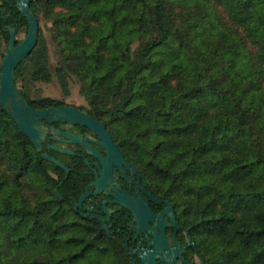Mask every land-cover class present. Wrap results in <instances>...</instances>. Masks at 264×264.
Listing matches in <instances>:
<instances>
[{
  "label": "trees",
  "instance_id": "trees-1",
  "mask_svg": "<svg viewBox=\"0 0 264 264\" xmlns=\"http://www.w3.org/2000/svg\"><path fill=\"white\" fill-rule=\"evenodd\" d=\"M0 7L26 35L16 0ZM31 8L47 31L40 26L15 72L30 104L67 105L37 94L38 83L55 80L65 95L76 84L85 101L77 108L175 206L206 264H264V0H31ZM6 25L0 12L1 60ZM77 175L65 178L0 106V264H134L120 233L75 209Z\"/></svg>",
  "mask_w": 264,
  "mask_h": 264
},
{
  "label": "flooded vegetation",
  "instance_id": "flooded-vegetation-1",
  "mask_svg": "<svg viewBox=\"0 0 264 264\" xmlns=\"http://www.w3.org/2000/svg\"><path fill=\"white\" fill-rule=\"evenodd\" d=\"M45 124L83 137V143H71L66 138L50 132L43 144V151L65 155V164L70 168V172L77 169L78 183L82 191L74 199L75 209L80 212L84 221H100L101 225V221H105L109 228L107 231L120 233L126 241V249L128 247L134 252L131 258L135 263L136 259L143 264L140 253L155 251L168 254L167 259L171 264H206L192 228L180 219L172 203L154 192L145 174L125 157L111 133L125 160L130 163V167L109 161L111 165L109 179L105 185L94 187L92 183L102 177L104 163L99 157L87 151L84 142L107 158L106 150L98 143L101 141L100 137L87 126L80 124L58 121L51 124L45 122ZM85 138L88 139L85 140ZM49 145L73 151L74 154L59 152L49 148ZM67 177L65 172V178ZM85 194L81 205L78 206L80 198ZM126 198L132 200L133 207L140 210V218L136 217L132 209L123 204ZM169 206L173 209L174 219L166 210ZM145 208L150 209L155 216L149 217ZM138 221H146L139 231L137 230ZM153 229L156 235L152 233ZM156 238L158 242L163 241L168 246L158 249L150 245ZM129 250H127L128 254ZM169 262L157 259V264H169Z\"/></svg>",
  "mask_w": 264,
  "mask_h": 264
},
{
  "label": "water",
  "instance_id": "water-1",
  "mask_svg": "<svg viewBox=\"0 0 264 264\" xmlns=\"http://www.w3.org/2000/svg\"><path fill=\"white\" fill-rule=\"evenodd\" d=\"M16 4L20 12L28 20V31L25 37L17 42V29L16 27L8 24L9 14H5V9L0 7V12L3 13V20L6 25V30L9 33V39L5 47V55L2 58L0 66V106L5 110L15 121L19 130L22 131L34 144L36 151L40 152L42 157L50 162L59 166L66 172V177L70 172V168L61 160L49 154L47 151H43V144L47 135L51 132L53 135H59L67 139L71 143H83V137L80 135L72 134L69 132L62 131L58 128L49 127L45 122L51 124L53 122H65L72 124H80L87 126L92 131H94L101 139L98 143L106 150L108 157L104 158L100 153H98L94 148H92L88 143L84 142V145L91 154L99 157L104 163V169L102 171V177L96 182L92 183L94 187H100L109 179L111 175V165L109 161L116 163L118 165L126 164L130 167V163L125 160L124 156L120 152L118 146L114 142L110 132L106 127L97 119L91 117L86 112L80 110L74 106H56L52 105L48 108L38 109L35 108L27 100L24 94L20 91L19 87L15 81V72L20 64L25 58H27L39 40V20L31 8V0H16ZM88 138H85L87 140ZM49 148L55 149L59 152L74 154L73 151L63 149L54 145H49ZM136 171V169H133ZM80 198L78 206L81 205L84 197ZM132 200L126 198L123 204L132 209L136 217H141L140 210L133 207ZM146 209V208H145ZM147 210V209H146ZM169 215L174 219L173 209L171 206L166 209ZM149 217H154L150 209L147 210ZM103 228L109 230L105 221H101ZM146 221H138L137 230L139 231L143 228ZM146 226V225H145ZM155 234V229L152 230ZM150 245L156 246V248L161 249L162 247H167L168 244L154 240ZM127 250L129 248L127 247ZM129 255L133 258L134 252L129 250ZM140 258L143 264H157V259L160 258L162 261H168V254L163 252L149 251L147 253H140ZM135 264V262H133ZM171 264V262H169Z\"/></svg>",
  "mask_w": 264,
  "mask_h": 264
},
{
  "label": "rangeland",
  "instance_id": "rangeland-1",
  "mask_svg": "<svg viewBox=\"0 0 264 264\" xmlns=\"http://www.w3.org/2000/svg\"><path fill=\"white\" fill-rule=\"evenodd\" d=\"M40 26L43 28L44 31H47V27L45 21H39ZM25 37V34H19L17 36L18 40H22ZM53 49L51 48V62L55 64V57L53 55ZM1 59H0V66H1ZM36 93H40L43 97H51L57 100H63L67 105L79 107L85 104V101L79 94V88L76 84H73L70 87V94L65 95L58 83L54 80L51 83H38Z\"/></svg>",
  "mask_w": 264,
  "mask_h": 264
}]
</instances>
